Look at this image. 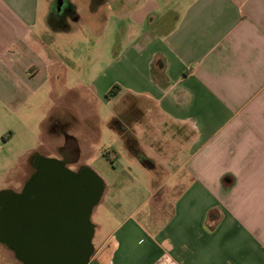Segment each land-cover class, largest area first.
<instances>
[{"label": "crops", "instance_id": "crops-1", "mask_svg": "<svg viewBox=\"0 0 264 264\" xmlns=\"http://www.w3.org/2000/svg\"><path fill=\"white\" fill-rule=\"evenodd\" d=\"M53 1L0 0V171L14 168L16 131L35 143L18 156L23 172L46 137L91 139L92 103L61 94L96 99L104 76L72 70L68 85L85 40L54 35L86 24L101 36L112 18L114 61L132 84L113 82L124 96L110 130L130 164L158 176L147 211L111 221L98 264H264V0H62L72 11L58 25ZM50 78L62 93L48 106Z\"/></svg>", "mask_w": 264, "mask_h": 264}, {"label": "rangeland", "instance_id": "rangeland-1", "mask_svg": "<svg viewBox=\"0 0 264 264\" xmlns=\"http://www.w3.org/2000/svg\"><path fill=\"white\" fill-rule=\"evenodd\" d=\"M61 4L60 0H54L52 8L57 13L59 12ZM61 11V10H60ZM111 18L110 24L106 27L104 34L101 36H95L93 31L86 24H82L81 27L70 33L55 34V37H62L64 40L68 38L85 40V45L81 48L73 47L72 54L78 58L76 63H68L65 68L67 71V78L65 79L68 85L73 84L77 77L72 75L71 71L78 72V78L90 82L95 76H104V79L100 82L99 93L96 99L88 100L86 90L81 88L73 93L61 94L60 91L52 89L53 81H59V79L50 78L47 79V105L51 106L55 97H63V105L69 104L72 96L71 103H76L82 108L85 104L89 106L92 103V116L95 115L92 120V129L90 125H86L91 139L75 140L74 137L68 140L63 138V141L52 140L46 137L45 144L42 146V154L47 158L60 157L61 155H68L73 159V162L69 163V169L74 171L80 164L86 166L92 170L103 182V193L100 200L96 203L90 213L91 223L98 224L93 241L91 238V244L93 242L94 249L97 251L96 257L93 259V263L97 260V264L100 259L103 258L104 249H101V244L106 239L112 222L114 219L121 216V214L127 213L132 209H136V213L140 214L148 209L147 197L151 192L150 188L151 180L155 179L158 175L150 173V168H145L139 165L138 162L131 160L130 152L127 149H122V143L117 141L115 132H111V114L112 109L116 104H119L123 99L124 93H116L112 88L114 80H122L121 82L131 85L132 80L126 78L118 65L114 61L115 51L118 50L117 44V31L116 25ZM58 25V24H55ZM52 35V33H49ZM123 47H121L122 49ZM108 75L107 77L105 75ZM64 81V79H61ZM76 83V82H75ZM58 84V83H57ZM110 85L106 91L104 87ZM51 88V93L49 92ZM109 96H108V94ZM59 94V95H58ZM75 95V96H74ZM41 96V95H40ZM77 97L76 100H74ZM125 100V98H124ZM68 102V103H67ZM79 108V107H78ZM81 111V109H78ZM58 114V111H55ZM124 111H122V114ZM126 116H128L126 114ZM115 124V123H114ZM82 124L80 125V127ZM115 129V127H114ZM92 130V131H91ZM114 133V136L113 134ZM31 138V137H30ZM25 138L19 132H15L13 139L14 149V168L11 172L2 173L0 171V191L4 188H17L20 186L24 179L22 166L19 164L18 156L22 150L27 146H33L32 138ZM66 151V152H65ZM67 153V154H66ZM28 162V161H27ZM27 162L24 161L23 165L26 168ZM169 175H167L168 177ZM177 190L171 191L169 197H173ZM130 211V212H131ZM93 250V249H92ZM93 255V252H92ZM91 255V256H92ZM21 264L20 261L15 258L13 252L0 243V264Z\"/></svg>", "mask_w": 264, "mask_h": 264}, {"label": "water", "instance_id": "water-1", "mask_svg": "<svg viewBox=\"0 0 264 264\" xmlns=\"http://www.w3.org/2000/svg\"><path fill=\"white\" fill-rule=\"evenodd\" d=\"M62 2L61 0V5ZM44 165L56 166L52 161H47ZM57 178L62 186V198L67 202H74L75 220L64 217L66 221L61 226L62 234L57 237L12 236L8 226L9 212L3 202L5 195L1 194L0 243L15 250L26 264H90L93 234L90 213L100 198L103 182L90 169L87 173H74L58 167ZM65 209V213L70 214L71 206L68 205Z\"/></svg>", "mask_w": 264, "mask_h": 264}, {"label": "flooded vegetation", "instance_id": "flooded-vegetation-1", "mask_svg": "<svg viewBox=\"0 0 264 264\" xmlns=\"http://www.w3.org/2000/svg\"><path fill=\"white\" fill-rule=\"evenodd\" d=\"M60 8H62L60 9V15L53 19L56 24H61L62 17L68 16L69 11H72L71 6L65 5V3ZM74 120L76 119L74 118ZM47 161H52L56 165L55 168L45 166L44 164ZM71 162H73V159L64 154L55 158L33 154L28 159V166L23 172L24 179L20 186L17 188L9 187L0 191V196L1 194L5 195L3 202L9 212L8 226L12 236L28 238L57 237L62 234L61 226L66 221V217L71 218V221L75 220L74 202L71 200L67 202L61 195L62 186L57 178L58 167L74 173H87L89 168L80 164L76 170L72 171L69 169V163ZM52 180L54 183H51ZM68 205L71 206L70 214L65 213V210H67L65 208ZM9 249L18 262L26 264L15 250ZM90 264H92L91 260Z\"/></svg>", "mask_w": 264, "mask_h": 264}, {"label": "trees", "instance_id": "trees-1", "mask_svg": "<svg viewBox=\"0 0 264 264\" xmlns=\"http://www.w3.org/2000/svg\"><path fill=\"white\" fill-rule=\"evenodd\" d=\"M103 0H90V9L92 10L93 8L95 9ZM93 261V259L91 260ZM97 260L95 261V263L92 262V264H97L96 263Z\"/></svg>", "mask_w": 264, "mask_h": 264}]
</instances>
